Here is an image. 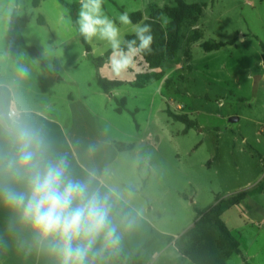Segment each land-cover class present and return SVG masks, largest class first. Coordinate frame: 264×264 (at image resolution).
I'll return each instance as SVG.
<instances>
[{
	"label": "rangeland",
	"instance_id": "obj_1",
	"mask_svg": "<svg viewBox=\"0 0 264 264\" xmlns=\"http://www.w3.org/2000/svg\"><path fill=\"white\" fill-rule=\"evenodd\" d=\"M33 1L0 0V17L15 12L21 20L31 22L23 33L39 46L52 36L57 44L62 43L57 50L59 60L65 64L76 60L70 78L98 73L74 24L78 0H45L39 6ZM186 1L202 5L203 14L195 27L183 24L176 58L166 60L161 67L171 81L153 80L143 88L122 85V93L110 102L115 108L116 100L124 95L126 110L118 113L110 108V128H106L117 144L131 147L117 148L122 157L113 169L122 174L110 183L129 184L132 189L126 191L131 193V201L143 210L153 206L150 216L171 233L173 240L185 233L187 223L194 221L198 212L214 205L218 198L227 199L250 189L261 190L264 195V92L259 81L264 0ZM14 5H18L15 10ZM166 6H175V1L104 3L112 17L125 10L149 17V13ZM41 14L47 17L48 27L38 25ZM162 22L166 25L168 18L163 16ZM195 30L201 40L190 43ZM206 41L233 44L206 52L201 46ZM128 77L135 82L134 74ZM177 114L187 115L197 125L187 129L186 123L175 118ZM232 117L239 120L231 122ZM263 237L256 250L264 248ZM164 238L168 241L170 236ZM259 258L263 260L264 254ZM236 260L234 257L231 262Z\"/></svg>",
	"mask_w": 264,
	"mask_h": 264
},
{
	"label": "clouds",
	"instance_id": "obj_2",
	"mask_svg": "<svg viewBox=\"0 0 264 264\" xmlns=\"http://www.w3.org/2000/svg\"><path fill=\"white\" fill-rule=\"evenodd\" d=\"M104 3L78 0L74 24L101 61L100 77L123 81L152 54V26L147 15L133 22L127 10L112 17ZM7 56L0 52V62ZM49 69L55 71L51 64ZM15 71V77L0 75V208L8 213L7 231L21 248L43 252L53 264H109L124 234L137 226L140 212L129 207L131 193L107 182V170L73 174L68 154L53 150L23 96L21 82L31 69L18 63Z\"/></svg>",
	"mask_w": 264,
	"mask_h": 264
},
{
	"label": "crops",
	"instance_id": "obj_3",
	"mask_svg": "<svg viewBox=\"0 0 264 264\" xmlns=\"http://www.w3.org/2000/svg\"><path fill=\"white\" fill-rule=\"evenodd\" d=\"M43 1L45 0L40 3ZM16 7L18 5H14L13 9ZM16 18L20 19L15 12L10 16L0 17V52L8 53L4 61L0 62V75L15 77L16 65L26 64L31 69V76L21 82L22 93L34 121L43 126L53 150L68 154L73 174L77 177L83 178L86 168L95 167L101 174L107 170L108 176L105 179L112 182L115 176L122 174L119 171L116 174L113 169V165L122 156L119 154L117 139L107 134L106 128H110L107 112L110 108L116 109L110 101L122 93V86L116 88L117 94L111 91L109 95L98 87V73L70 78V71L77 67L76 60L69 59L66 64L59 60L57 50L62 43L57 44L53 36L44 38L41 45L43 49H40L41 46L29 41L23 33L31 22L20 19L16 23ZM39 18L43 19V23L39 22ZM37 23L42 27L50 25L43 14L38 17ZM25 46H37L40 57H32ZM49 64L54 66L55 71L49 69ZM261 67L259 81L264 92L263 62ZM147 70V65L142 62L133 74L137 77ZM167 78L168 74L165 73L161 81L167 83ZM123 82L131 84L132 78L127 77ZM89 145L96 146L94 153H88ZM118 186L128 191L132 189L123 182ZM253 188H256L255 185ZM260 191H246L245 199L231 208L235 212L228 210L222 216L232 235L239 241L241 250L230 258L228 264H233L231 259L234 257L238 259L235 264H264V258H259L260 254H264V248L255 249L264 236V195ZM129 207L140 212L137 226L124 234L121 251L117 258L110 259L109 264H194L180 253L181 237L173 240L171 233L162 229L160 222L157 223L150 216L153 206L143 210L130 199ZM124 210L127 211L128 208ZM7 219V211L0 208V264H53V259L47 254L21 248L18 238L7 231ZM195 221L196 218L187 223L185 233L194 226ZM165 236H170V239L167 241Z\"/></svg>",
	"mask_w": 264,
	"mask_h": 264
},
{
	"label": "trees",
	"instance_id": "obj_4",
	"mask_svg": "<svg viewBox=\"0 0 264 264\" xmlns=\"http://www.w3.org/2000/svg\"><path fill=\"white\" fill-rule=\"evenodd\" d=\"M63 2V0H61ZM175 6H166L164 9H159L153 13H149V20L152 26V34L154 42L152 45L153 52L151 55L145 56L144 64L148 69L146 72L137 75L135 82L131 84L138 88H143L151 81L161 80L165 76V72L161 71L163 63L170 59L176 58L183 38L182 27L188 22L195 27L203 14V6L200 4H189L186 0H174ZM41 0H34L33 5L38 6ZM144 14L142 12L131 13L133 22L139 21ZM163 16L168 18V23L165 25L162 22ZM39 22L43 23V19L39 18ZM201 34L195 30L189 39V42H198L201 40ZM82 40V38H81ZM85 45L87 56L94 61L99 67L101 61L99 58H94L91 53L90 46ZM233 44L229 42L206 41L201 44L206 52L217 51L226 45ZM26 47V46H25ZM262 47V59L264 66V44ZM32 57L39 58L40 53L35 47H26ZM189 58V53L186 52ZM171 80L168 79L167 83ZM123 81H108L98 77L99 87L106 93L111 94V89L124 85ZM116 111L123 113L126 110L127 99L121 98L116 100ZM176 119L186 123L187 129L196 126V122L191 121L187 115H174ZM120 150L131 148L124 144H117ZM246 197V192H240L227 199H217L216 203L208 209L197 213L194 226L181 236L179 243L180 253L192 261L194 264H228L230 258L240 253L239 241L232 235L228 226L224 222L223 214L231 208L239 205ZM117 256L112 258H117Z\"/></svg>",
	"mask_w": 264,
	"mask_h": 264
},
{
	"label": "water",
	"instance_id": "obj_5",
	"mask_svg": "<svg viewBox=\"0 0 264 264\" xmlns=\"http://www.w3.org/2000/svg\"><path fill=\"white\" fill-rule=\"evenodd\" d=\"M238 120H239V118H237V117H232V118L230 119L231 122H235V121H238Z\"/></svg>",
	"mask_w": 264,
	"mask_h": 264
},
{
	"label": "built area",
	"instance_id": "obj_6",
	"mask_svg": "<svg viewBox=\"0 0 264 264\" xmlns=\"http://www.w3.org/2000/svg\"><path fill=\"white\" fill-rule=\"evenodd\" d=\"M180 109V107H178Z\"/></svg>",
	"mask_w": 264,
	"mask_h": 264
}]
</instances>
